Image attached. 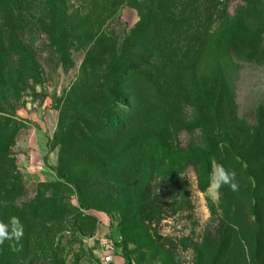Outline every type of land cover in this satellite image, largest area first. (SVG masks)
<instances>
[{
    "label": "rangeland",
    "instance_id": "1",
    "mask_svg": "<svg viewBox=\"0 0 264 264\" xmlns=\"http://www.w3.org/2000/svg\"><path fill=\"white\" fill-rule=\"evenodd\" d=\"M246 4L125 0L118 12L122 35L136 33L132 54L123 60L131 74L120 84L123 102L109 109L106 132L114 130L112 137L92 145L99 154L93 157L88 145L64 138V127L74 115L96 117L102 84L98 65L110 64L108 55L100 47L91 50L92 43L83 38L86 31H56L48 0H0V25L12 23L9 31L22 35L35 67L32 73L31 64L9 63L15 78L21 71L25 82L12 113L20 123L10 148L23 186L17 201L32 203L38 184L61 186L44 193L58 195L56 216L61 217L38 222L32 254L18 256L17 264H101L108 246L115 248L116 264L213 263L228 243L220 221L226 208H233L221 203L214 158L208 174L194 159L205 150L209 132L202 126L208 112L199 108L206 89L197 84L207 91L222 88L232 102V115L229 109L221 115L225 132L237 135L255 124L264 107V60L247 61L215 36L224 16L249 14ZM145 31L161 36L149 45ZM199 33H207L205 41H196ZM79 37L81 44L75 40ZM65 39L68 44L75 40L77 50L62 46ZM90 65H96L94 70ZM108 152L112 156L104 159ZM62 168L74 171L69 183L58 177ZM82 170L86 178L79 176ZM235 212L243 221V237L252 236L256 227L248 224L247 204ZM255 238L261 241V235ZM246 249L241 240L221 263L248 264Z\"/></svg>",
    "mask_w": 264,
    "mask_h": 264
},
{
    "label": "trees",
    "instance_id": "2",
    "mask_svg": "<svg viewBox=\"0 0 264 264\" xmlns=\"http://www.w3.org/2000/svg\"><path fill=\"white\" fill-rule=\"evenodd\" d=\"M1 1L9 3L13 0ZM48 2L53 11V18L57 17L56 23L53 22L54 19L52 20L56 31H86L83 38L92 43L91 50L100 47L101 53L103 50L102 55H108L111 61L110 64H104V68L98 65L101 68L102 84L98 87L101 99L94 110L96 117L85 118L74 115L64 127V138L67 141L80 140L88 145L86 146L88 152L93 157L98 156L99 154L93 151L92 145L100 138L104 140L111 138L114 132V130L106 132L110 125L109 109L112 105L123 102L118 95L122 92L120 84L122 79L131 74V69L123 64V60L130 58L132 54L131 39L135 38L136 33L131 31L122 35V31L125 30L119 22L118 12L124 6L125 0H48ZM215 4L216 0H210L211 7ZM246 5L249 14L244 18L238 15L224 16V21L220 25L222 31H217L215 36L226 46H230L241 58L259 62L264 60V0H247ZM258 14H262L259 17L262 24L259 25H257L259 21L255 23ZM7 18L11 20L12 16L8 15ZM11 27L12 23L7 26L0 25V237H9L0 243V264H12V262L17 264L18 256L27 257L32 254L31 236L40 225L38 222L45 217L54 220L57 213L58 195L54 192L50 195L44 193L46 190H57L56 187H61L60 183L38 184L32 203L17 201V196L23 192V186L10 148L15 144L16 130L20 123L13 119L12 113L15 110L13 101L20 96L21 84L25 82L21 78V71L20 76L15 78L9 63L12 61L18 63V68L23 64L34 63L31 54L22 44V35L20 36L18 31H9ZM145 34L149 37V45L154 44L161 36L160 31H145ZM206 37H208L207 33L205 35L199 33L196 41L203 42ZM81 39V37L75 39L76 43L81 44ZM75 40L68 44L65 39L62 46L68 44L69 47L74 48ZM87 61L89 62V54ZM94 66L96 65H90L89 68L94 70ZM33 71L35 67L32 68L31 72ZM197 85L201 90L206 89L202 91L205 102H201L199 108L200 110L206 108L208 112V117L202 126L209 132L208 136H205V150L196 152L194 159L201 163L202 170L207 174L211 170L210 157L214 158L217 166L223 168L224 162H227L226 171L235 174L234 179L219 186L222 205L224 203L233 210L226 208L227 213L220 221L219 229L227 235L228 243L226 247L219 248L212 264H223L222 255L229 258V254L231 256V252L241 240L248 250V264H264V107L259 108L253 126L240 128L239 131L237 130L239 132L237 135L234 132L229 134L223 130L220 120L221 115L226 114L228 109L232 115V102L226 100L222 88L214 86L207 91L203 83ZM103 115L105 116L102 117ZM235 118L233 115L232 120L236 123ZM110 156L112 154L108 152L104 159H110ZM73 173L74 171L62 168L58 177L69 183ZM79 174L82 178L87 177V173L83 170L79 171ZM233 184L235 188L232 187ZM244 203L248 206L250 222L248 224L256 227L252 236L246 239L239 225L243 221L238 219L237 211L235 212L237 206ZM59 217L61 216H56L57 219ZM21 229L22 235L17 237L16 234ZM240 235L242 239L239 238ZM258 235H261V241L258 239L254 241ZM230 264H233V261H230Z\"/></svg>",
    "mask_w": 264,
    "mask_h": 264
},
{
    "label": "clouds",
    "instance_id": "3",
    "mask_svg": "<svg viewBox=\"0 0 264 264\" xmlns=\"http://www.w3.org/2000/svg\"><path fill=\"white\" fill-rule=\"evenodd\" d=\"M234 173L229 174L222 166H218L215 173H214V181L217 187H219L222 183H228L230 179H234ZM233 188H235V185H232ZM17 237L22 235V229L17 232ZM9 237L3 236L0 237V243H3L4 239H7Z\"/></svg>",
    "mask_w": 264,
    "mask_h": 264
},
{
    "label": "built area",
    "instance_id": "4",
    "mask_svg": "<svg viewBox=\"0 0 264 264\" xmlns=\"http://www.w3.org/2000/svg\"><path fill=\"white\" fill-rule=\"evenodd\" d=\"M101 257V264H116L114 261L115 248L108 246Z\"/></svg>",
    "mask_w": 264,
    "mask_h": 264
}]
</instances>
